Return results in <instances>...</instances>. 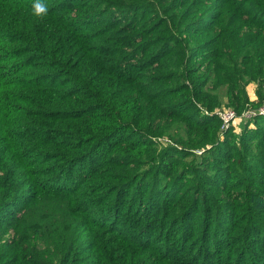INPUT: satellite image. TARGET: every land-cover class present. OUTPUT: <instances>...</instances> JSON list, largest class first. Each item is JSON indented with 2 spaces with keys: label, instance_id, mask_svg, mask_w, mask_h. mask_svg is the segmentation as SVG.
Segmentation results:
<instances>
[{
  "label": "trees",
  "instance_id": "obj_1",
  "mask_svg": "<svg viewBox=\"0 0 264 264\" xmlns=\"http://www.w3.org/2000/svg\"><path fill=\"white\" fill-rule=\"evenodd\" d=\"M41 2L0 0V264H264V116L215 114L264 106V0Z\"/></svg>",
  "mask_w": 264,
  "mask_h": 264
},
{
  "label": "built area",
  "instance_id": "obj_2",
  "mask_svg": "<svg viewBox=\"0 0 264 264\" xmlns=\"http://www.w3.org/2000/svg\"><path fill=\"white\" fill-rule=\"evenodd\" d=\"M215 114L220 119L221 130L225 131L228 128L230 122L234 119L242 118L245 120H252L258 116H264V106L256 110L244 111L241 113L240 117H238L232 110H220L217 111ZM195 153L197 155L201 154L200 151H195Z\"/></svg>",
  "mask_w": 264,
  "mask_h": 264
},
{
  "label": "clouds",
  "instance_id": "obj_3",
  "mask_svg": "<svg viewBox=\"0 0 264 264\" xmlns=\"http://www.w3.org/2000/svg\"><path fill=\"white\" fill-rule=\"evenodd\" d=\"M48 12L47 5L43 4L41 0H34L32 4V13L36 17H43Z\"/></svg>",
  "mask_w": 264,
  "mask_h": 264
},
{
  "label": "rangeland",
  "instance_id": "obj_4",
  "mask_svg": "<svg viewBox=\"0 0 264 264\" xmlns=\"http://www.w3.org/2000/svg\"><path fill=\"white\" fill-rule=\"evenodd\" d=\"M242 125H244V124L243 123L241 124L239 119H234L233 121L230 122L228 128L225 131L231 129L230 131H232V133H235V134L240 133L242 131L240 127ZM250 126L253 127L251 124H250Z\"/></svg>",
  "mask_w": 264,
  "mask_h": 264
}]
</instances>
